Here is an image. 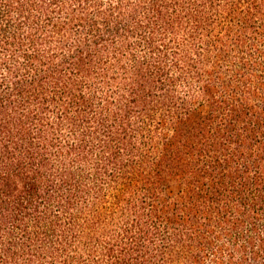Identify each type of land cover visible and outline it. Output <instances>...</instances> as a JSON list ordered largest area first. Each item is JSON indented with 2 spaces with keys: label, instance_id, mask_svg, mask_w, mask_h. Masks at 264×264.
I'll return each mask as SVG.
<instances>
[{
  "label": "trees",
  "instance_id": "trees-1",
  "mask_svg": "<svg viewBox=\"0 0 264 264\" xmlns=\"http://www.w3.org/2000/svg\"><path fill=\"white\" fill-rule=\"evenodd\" d=\"M0 264H264V0H0Z\"/></svg>",
  "mask_w": 264,
  "mask_h": 264
}]
</instances>
